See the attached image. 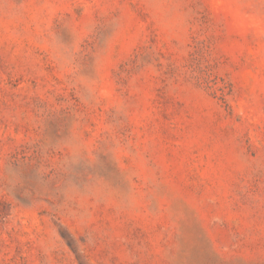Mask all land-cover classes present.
Listing matches in <instances>:
<instances>
[{"label": "rangeland", "instance_id": "obj_1", "mask_svg": "<svg viewBox=\"0 0 264 264\" xmlns=\"http://www.w3.org/2000/svg\"><path fill=\"white\" fill-rule=\"evenodd\" d=\"M0 264H264V0H0Z\"/></svg>", "mask_w": 264, "mask_h": 264}]
</instances>
